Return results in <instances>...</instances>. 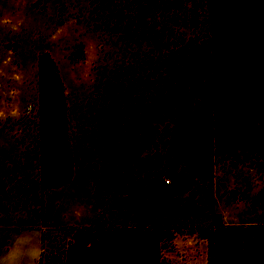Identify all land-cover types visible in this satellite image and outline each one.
<instances>
[{
	"label": "rangeland",
	"instance_id": "rangeland-1",
	"mask_svg": "<svg viewBox=\"0 0 264 264\" xmlns=\"http://www.w3.org/2000/svg\"><path fill=\"white\" fill-rule=\"evenodd\" d=\"M207 1L0 0V264H58L74 235L68 229L125 220L95 196L98 157L112 139L108 132L131 130L121 126L124 119L145 117V87L155 92L145 64L167 41L206 33ZM44 52L63 87L73 164L69 181L48 189L41 187L37 148V58ZM149 104L157 151L145 152L139 139L128 148L162 165L173 119ZM213 163L214 210L222 221L264 224V153L217 154ZM164 245L162 264H207L206 241L196 233L178 232Z\"/></svg>",
	"mask_w": 264,
	"mask_h": 264
},
{
	"label": "trees",
	"instance_id": "trees-1",
	"mask_svg": "<svg viewBox=\"0 0 264 264\" xmlns=\"http://www.w3.org/2000/svg\"><path fill=\"white\" fill-rule=\"evenodd\" d=\"M207 16L203 36L176 32L145 64L155 89L145 87V117L124 119L131 130L107 133L93 189L110 215L125 220L68 229L74 235L58 264H162L164 242L181 231L206 241L207 264H264V224L223 222L212 190L215 155L264 153V0H208ZM37 86L38 174L42 188H58L73 164L64 91L46 52L37 58ZM149 103L173 119L162 165L128 148L139 139L145 152L157 151ZM258 194L264 201V183Z\"/></svg>",
	"mask_w": 264,
	"mask_h": 264
}]
</instances>
